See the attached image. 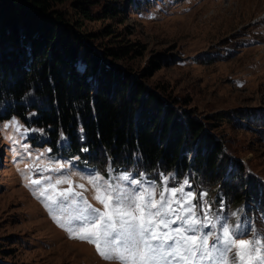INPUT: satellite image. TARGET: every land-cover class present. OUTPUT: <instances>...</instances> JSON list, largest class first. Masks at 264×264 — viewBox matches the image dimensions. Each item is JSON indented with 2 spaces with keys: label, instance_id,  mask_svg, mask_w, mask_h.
<instances>
[{
  "label": "rangeland",
  "instance_id": "rangeland-1",
  "mask_svg": "<svg viewBox=\"0 0 264 264\" xmlns=\"http://www.w3.org/2000/svg\"><path fill=\"white\" fill-rule=\"evenodd\" d=\"M145 1L140 7L110 1L123 12L114 18L82 20L80 34L87 41L85 34L111 30V35L96 38L94 44L87 42L99 50L130 44L129 55L116 64L173 107L189 111L223 140L228 155L242 165L223 178L235 184L246 182L241 207L235 210L217 201L219 189L209 191L190 173L182 178L176 172L151 178L109 168L102 175L78 157L52 153L42 130L14 116L0 120V264H121L101 256L89 239L77 238L80 227L75 217L83 215L89 204L105 210L89 183L96 175L122 188L134 189L137 185L130 181L138 180L139 187L155 190L156 200L165 187L179 188L187 180L184 192L195 197L197 216L202 218L201 207L210 205L212 216L242 226L247 234L237 239L249 240L254 233L264 238V213L249 189L253 180L264 187V0H147L144 5ZM100 2L95 11L106 3ZM59 8L76 18L68 1ZM13 120L20 132L4 127ZM66 144L62 137L58 146ZM59 166V171L49 170ZM124 175L127 181L119 179ZM163 177H170L166 185ZM69 180L80 197L54 203L69 187ZM81 184L83 188L78 187ZM103 198L107 202V195ZM214 230H219L218 223ZM100 243L101 251H106L112 241L101 237Z\"/></svg>",
  "mask_w": 264,
  "mask_h": 264
},
{
  "label": "trees",
  "instance_id": "trees-1",
  "mask_svg": "<svg viewBox=\"0 0 264 264\" xmlns=\"http://www.w3.org/2000/svg\"><path fill=\"white\" fill-rule=\"evenodd\" d=\"M67 1L75 19L59 8ZM100 1L0 0V120L15 116L35 126L46 135L52 153L78 157L102 175L109 168L151 178L190 173L209 191L219 189L217 201L239 209L246 182L223 180L235 167L242 169L223 140L116 64L129 55L130 44L99 50L87 43L111 30L82 38V20L123 12L109 3L119 0H104L95 11ZM121 1L140 7L143 0ZM62 137L65 147L58 146ZM250 184L252 199L264 213V187L257 180Z\"/></svg>",
  "mask_w": 264,
  "mask_h": 264
},
{
  "label": "snow or ice",
  "instance_id": "snow-or-ice-1",
  "mask_svg": "<svg viewBox=\"0 0 264 264\" xmlns=\"http://www.w3.org/2000/svg\"><path fill=\"white\" fill-rule=\"evenodd\" d=\"M4 127L21 131L15 120ZM60 167L49 170L59 171ZM119 179L127 181L128 176ZM169 179L163 177V183L166 185ZM68 183L69 187L58 194L59 199L54 203L80 197L71 187L70 180ZM89 183L97 192L94 198L105 210L87 205L84 214L74 219L80 227L77 238L95 243L97 251L106 259L115 258L121 264H264V238L254 233L249 240L237 239L239 235L247 234L242 231V226L233 227L212 216L210 205L201 207L202 218L197 216L193 204L195 197L184 192L187 180L179 188L165 187L158 200L154 199L155 190L139 187L138 180L130 181L137 185L134 189L119 187L99 175ZM105 195L107 202L103 198ZM217 223L218 231L214 230ZM101 237L112 241L109 250L101 251Z\"/></svg>",
  "mask_w": 264,
  "mask_h": 264
}]
</instances>
